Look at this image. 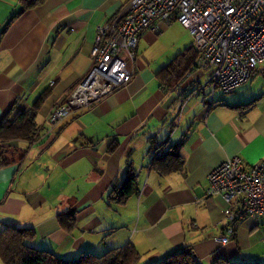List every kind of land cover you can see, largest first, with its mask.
Wrapping results in <instances>:
<instances>
[{"label": "crops", "instance_id": "1", "mask_svg": "<svg viewBox=\"0 0 264 264\" xmlns=\"http://www.w3.org/2000/svg\"><path fill=\"white\" fill-rule=\"evenodd\" d=\"M127 1L0 0V121H15L46 93L36 136L0 137V231L32 228L29 243L62 258L131 242L139 264L185 248L201 264H264V222L229 218L237 199L207 193L208 174L223 160L264 162V64L229 91L211 82L198 55L176 80L162 79L174 57L155 50L156 34L179 21L159 19L140 34L126 85L50 118L91 69L98 25ZM192 45L184 38L179 52ZM164 153L162 171L156 157ZM128 168L132 191L112 199ZM228 229L224 243L218 236Z\"/></svg>", "mask_w": 264, "mask_h": 264}, {"label": "built area", "instance_id": "2", "mask_svg": "<svg viewBox=\"0 0 264 264\" xmlns=\"http://www.w3.org/2000/svg\"><path fill=\"white\" fill-rule=\"evenodd\" d=\"M178 20L188 28L198 60L211 67V82L229 91L247 81L264 60V0H128L110 20L98 25L92 66L51 113L57 120L126 85L137 56L139 36L155 21ZM124 55H122V53ZM207 193L237 199L227 216L251 215L264 222V162L245 165L229 157L208 174ZM228 242L230 229L218 236Z\"/></svg>", "mask_w": 264, "mask_h": 264}, {"label": "trees", "instance_id": "3", "mask_svg": "<svg viewBox=\"0 0 264 264\" xmlns=\"http://www.w3.org/2000/svg\"><path fill=\"white\" fill-rule=\"evenodd\" d=\"M39 0H29V3H35ZM198 52L194 45L187 48L184 52L177 54L172 61L158 71V75L165 80H176L192 62ZM46 93H42L27 110L23 111L15 121L3 124L0 121V137H22L32 139L37 134L36 114L38 108ZM169 153H164L156 158L159 160V168L162 169V160ZM159 157V158H158ZM163 158V159H162ZM156 160V159H153ZM5 163L0 159V164ZM168 169H165V172ZM135 172L133 169H127V179L121 185L120 190L112 189L110 196L112 199L124 201L133 189ZM34 230L32 228L18 227L13 224H7L0 231V258L4 264H139L141 259L140 252L131 242L121 246L107 249L103 253L82 252L73 258H62L54 252L38 248L29 243L33 238ZM150 264H201L197 261L195 254L190 249H177L163 258ZM212 264H261L259 262H231L227 258H217Z\"/></svg>", "mask_w": 264, "mask_h": 264}, {"label": "rangeland", "instance_id": "4", "mask_svg": "<svg viewBox=\"0 0 264 264\" xmlns=\"http://www.w3.org/2000/svg\"><path fill=\"white\" fill-rule=\"evenodd\" d=\"M181 25V26H175V25ZM161 37L160 41L156 44L155 50H158L159 53L163 56L166 55L168 58L175 57L177 54H179V46L184 42V38L191 39L192 36L185 26H183L180 22H176L174 24V28H168L166 30H163L162 33L156 34ZM122 55H124L123 52H121ZM173 54V55H172ZM264 64V61L258 63V68L261 69Z\"/></svg>", "mask_w": 264, "mask_h": 264}]
</instances>
